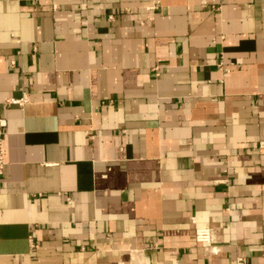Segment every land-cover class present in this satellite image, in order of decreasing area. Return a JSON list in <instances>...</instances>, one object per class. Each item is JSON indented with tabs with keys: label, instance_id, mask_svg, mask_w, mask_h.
<instances>
[{
	"label": "crops",
	"instance_id": "0c3cea01",
	"mask_svg": "<svg viewBox=\"0 0 264 264\" xmlns=\"http://www.w3.org/2000/svg\"><path fill=\"white\" fill-rule=\"evenodd\" d=\"M0 117V264H264V0H0Z\"/></svg>",
	"mask_w": 264,
	"mask_h": 264
},
{
	"label": "built area",
	"instance_id": "2783aa9c",
	"mask_svg": "<svg viewBox=\"0 0 264 264\" xmlns=\"http://www.w3.org/2000/svg\"><path fill=\"white\" fill-rule=\"evenodd\" d=\"M153 4L149 9L155 8ZM112 18V16H111ZM14 64V62H13ZM29 96L27 93H24L22 97H11L6 100V105H17L23 107L27 102H29ZM8 121L4 117H0V177L4 174L5 170V158H4V136L6 133ZM260 148L264 149V141L260 143ZM195 238L198 243H200L205 249L209 250L213 254H217L220 251V248L217 247L216 242V231L213 228H197L195 231ZM237 264H246V261L243 257L237 259Z\"/></svg>",
	"mask_w": 264,
	"mask_h": 264
},
{
	"label": "bare ground",
	"instance_id": "6f19581e",
	"mask_svg": "<svg viewBox=\"0 0 264 264\" xmlns=\"http://www.w3.org/2000/svg\"><path fill=\"white\" fill-rule=\"evenodd\" d=\"M135 264H143V262H138V261H136Z\"/></svg>",
	"mask_w": 264,
	"mask_h": 264
}]
</instances>
